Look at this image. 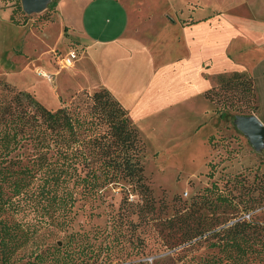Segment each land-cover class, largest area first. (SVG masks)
Instances as JSON below:
<instances>
[{"label":"trees","instance_id":"1","mask_svg":"<svg viewBox=\"0 0 264 264\" xmlns=\"http://www.w3.org/2000/svg\"><path fill=\"white\" fill-rule=\"evenodd\" d=\"M1 1L12 5L11 22L23 25L28 21L21 0ZM218 82L205 92L218 104L215 111L224 114L223 108L231 107L244 114L238 99L246 94L254 98L252 77L233 71L220 74ZM145 147L129 110L107 87L93 92L84 89L71 105L52 109L32 92L0 78V264H114L120 255L129 259L142 253L147 246L144 238L120 236L116 230L120 225L147 224L149 213L156 209L142 161ZM212 169L209 176H213ZM257 170L254 177L259 175ZM232 179L242 184L244 174H234ZM127 185L139 195L138 203L129 201ZM118 186L124 197L118 209L108 212L106 228L72 230L61 244L37 238L38 231L47 226L68 231L79 201L90 203L91 214L100 216L95 208L107 201L110 188ZM231 194L227 184L221 188L213 182L198 202H192L195 210L178 211L168 220L183 241L215 237L210 246L220 254L214 264H245L254 252L264 255V234L252 222L236 221L215 229L221 216L208 225L196 212L205 202L240 209V202L233 199L236 195ZM257 200L255 196L245 198L244 208L251 210ZM133 213L138 222L130 217ZM195 264H206V260Z\"/></svg>","mask_w":264,"mask_h":264},{"label":"rangeland","instance_id":"2","mask_svg":"<svg viewBox=\"0 0 264 264\" xmlns=\"http://www.w3.org/2000/svg\"><path fill=\"white\" fill-rule=\"evenodd\" d=\"M58 1L49 0L43 10L26 13L28 21L23 25L28 24L29 30L23 28L14 31L7 25L10 22L8 11H2L0 14V78L18 89L32 92L39 101L44 100L45 102L42 103L52 109L71 105L74 96L84 89L89 92L99 89L95 84H86L82 81L77 86L67 84L63 87L58 83L57 76L67 74L74 65L61 67L57 63L60 57L68 53V49L64 47L67 44L68 47L77 48L76 41L66 39L65 43L61 39L60 19L71 20L84 29L87 16L89 15V20L96 9H94L95 5L89 4V0H61V11L56 22L42 33L47 25L55 21ZM98 1L97 7L107 8V3L103 0ZM129 2H134L140 11L150 5V12L146 13V16L150 17V44L162 25L166 23L177 25L170 31L168 46L171 45L173 49L178 50L180 55L187 53L181 27L190 25L198 19H204L217 30L222 27L235 28L228 39L227 52L235 62V67L242 69L246 67L243 72L252 77L255 92L254 98L246 94L238 99V102L242 105V113L256 114L264 122V0H129ZM2 6L4 3L0 0V7ZM6 6L11 13L12 5ZM108 11L105 9L103 13H99L100 10L96 11L99 20L109 21ZM16 16L19 17L20 14L16 13ZM3 37L7 45L2 41ZM54 43H59V46L50 48L48 54L53 65H56L60 71L54 77L53 93L51 85L39 78L43 77L38 73L39 66L35 65L33 72L30 67H25L28 61L25 57L29 58V54L23 49L34 51L35 47L38 53L42 54ZM12 44L16 45L14 52L10 49ZM43 64L48 66L44 62ZM51 70L55 68L51 67ZM229 72L231 70L226 71ZM220 74L223 73L209 76L212 87L219 83ZM62 77L60 83H64L63 81L75 83L68 74ZM197 84H200V87L202 85L201 82ZM187 99L186 108L190 113L175 119L163 120L159 127L153 122L150 129L145 124L140 125V134L146 145L142 161L156 200V209L149 213L150 219L147 224L142 221L137 226L120 225L119 230L117 228L116 233L118 232L120 236L139 235L145 239L147 246L142 253L132 258L125 259L120 255L114 259V264L130 262L131 264H195L204 260L206 264H214L215 256L220 254L218 248L210 246V243L216 240L215 237L205 238L202 235L203 238L195 237L183 241V238L176 236L180 231H174L168 225L169 218L176 212L195 210L197 206H191L192 202H198L201 194L205 193L208 187H212L213 182H217L221 188L227 184L236 195L233 199L240 202V209L234 208L233 205H231L233 208L218 204L213 207L205 205L206 202L201 203L200 210L196 212L201 213L204 222L214 225L215 218L221 216V221L214 227L220 229L229 227L236 221L245 220L255 224V228L264 234L262 229L264 228V145L259 149L252 145L246 134L237 127L235 116L238 112L231 107L223 108L224 114L217 113L215 108L218 104L205 99L199 91ZM211 166L213 176L208 174ZM256 169L259 172L258 177H254ZM238 173L244 174L242 184L233 183L232 177ZM228 178H231L229 183ZM127 186L129 201L138 203L139 195L130 185ZM210 195L215 197L213 193ZM251 196L258 197V200L254 202L256 205L247 211L243 200ZM123 197L121 186L110 188L106 195L107 201L95 208L96 213H101L100 216L91 214L90 203L79 201L75 207L74 222L68 231H59L47 226L41 228L36 236L43 242L61 244L72 230L82 228L93 230L97 226L106 228L109 225L108 212L113 207L118 209ZM32 216L33 214L29 218ZM130 217L136 222L139 221L136 213L130 214ZM245 264H264L263 252L252 253Z\"/></svg>","mask_w":264,"mask_h":264},{"label":"crops","instance_id":"3","mask_svg":"<svg viewBox=\"0 0 264 264\" xmlns=\"http://www.w3.org/2000/svg\"><path fill=\"white\" fill-rule=\"evenodd\" d=\"M103 1L107 3V8L97 7L98 0H89V4L95 5L94 9H96L89 20V15L87 16L88 21L85 20L84 29L71 20L60 19L61 39L65 43L66 39L77 42V48L68 47L67 44L64 47L68 49L66 55L72 49L78 50L72 63L74 65L67 73L75 83L71 81L60 83L62 76L67 74L57 76L60 70L49 58V49L59 43L47 47V51L42 54H39L35 47L34 51L23 49L29 54V58L25 57L28 60L24 62L25 67H30L33 72V67L36 65L39 69L52 73V81L35 74L36 77L48 82L51 87L55 76L63 87L67 84L77 86L80 81L95 84L96 88L107 87L129 110L139 132L142 124L150 129L153 122L159 127L163 120L175 119L180 115L190 113L186 108L187 98L194 96L198 91L211 102L205 96L206 90L212 87L209 76L220 72L228 74L226 71L233 72L242 69L235 67V62L227 52L228 39L235 28L222 27L217 30L204 19H198L190 25L181 27L187 53L180 55L178 50L173 49L171 45L168 46L170 31L177 27L175 23L162 25L156 33V38L150 44V17L146 16V13L150 12V5L143 7L144 10L140 11L134 2H129V0ZM61 6L62 1L59 0L55 21L47 25L41 31L42 33L56 22ZM6 7V5L0 7V14L2 11H8L10 22L7 25L9 28L14 31L23 28L30 29L28 24L12 23L10 12ZM103 9L109 10V17H107L109 21L99 20L96 11L100 10L99 13H103ZM32 30L35 31L33 28ZM5 40L3 37L2 41ZM5 44L7 45V41ZM14 47L16 45L10 46L11 51ZM43 62L48 66H44ZM51 67L55 70H51ZM243 70H246V67L240 72ZM198 82H201V87L197 84Z\"/></svg>","mask_w":264,"mask_h":264},{"label":"water","instance_id":"4","mask_svg":"<svg viewBox=\"0 0 264 264\" xmlns=\"http://www.w3.org/2000/svg\"><path fill=\"white\" fill-rule=\"evenodd\" d=\"M49 0H21L26 13L43 10ZM237 127L246 134L252 145L259 149L264 145V122L256 114H236Z\"/></svg>","mask_w":264,"mask_h":264},{"label":"built area","instance_id":"5","mask_svg":"<svg viewBox=\"0 0 264 264\" xmlns=\"http://www.w3.org/2000/svg\"><path fill=\"white\" fill-rule=\"evenodd\" d=\"M77 55V51L71 50V52L68 55L62 56L57 60V63L61 66H68L73 63V60L75 56ZM38 73L41 74L42 76L46 77L48 80L52 81L53 79V74L44 70L39 69Z\"/></svg>","mask_w":264,"mask_h":264}]
</instances>
